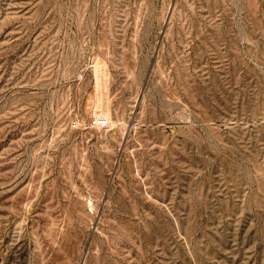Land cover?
I'll use <instances>...</instances> for the list:
<instances>
[{"label": "rangeland", "instance_id": "rangeland-1", "mask_svg": "<svg viewBox=\"0 0 264 264\" xmlns=\"http://www.w3.org/2000/svg\"><path fill=\"white\" fill-rule=\"evenodd\" d=\"M0 264H264V0H0Z\"/></svg>", "mask_w": 264, "mask_h": 264}, {"label": "built area", "instance_id": "built-area-1", "mask_svg": "<svg viewBox=\"0 0 264 264\" xmlns=\"http://www.w3.org/2000/svg\"><path fill=\"white\" fill-rule=\"evenodd\" d=\"M100 106L98 105L88 113L87 122L90 127L104 128L111 122L109 115Z\"/></svg>", "mask_w": 264, "mask_h": 264}]
</instances>
